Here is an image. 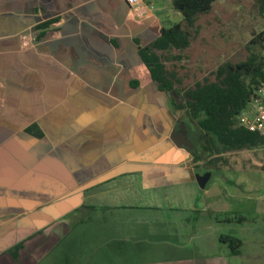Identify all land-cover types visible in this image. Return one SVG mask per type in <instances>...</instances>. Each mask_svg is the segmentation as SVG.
Masks as SVG:
<instances>
[{
	"label": "crops",
	"instance_id": "obj_1",
	"mask_svg": "<svg viewBox=\"0 0 264 264\" xmlns=\"http://www.w3.org/2000/svg\"><path fill=\"white\" fill-rule=\"evenodd\" d=\"M163 21L0 0V264H238L201 196L199 130L148 65L172 59L152 48Z\"/></svg>",
	"mask_w": 264,
	"mask_h": 264
},
{
	"label": "rangeland",
	"instance_id": "obj_2",
	"mask_svg": "<svg viewBox=\"0 0 264 264\" xmlns=\"http://www.w3.org/2000/svg\"><path fill=\"white\" fill-rule=\"evenodd\" d=\"M153 1L155 10L164 13L165 27L183 22V14L175 9L172 0ZM263 30L260 0H218L210 12L200 14L196 25L188 29L190 46L167 53L172 59L166 70L175 94L180 95L178 100H183L185 92L197 82L214 80L224 64L244 62L254 55L264 62V44L250 43ZM205 159L202 166L215 168L211 175L205 167L204 181L210 184V190L201 196L209 201L207 213L222 219L220 226L216 224L222 227L220 233L243 241L238 264H264V146Z\"/></svg>",
	"mask_w": 264,
	"mask_h": 264
},
{
	"label": "trees",
	"instance_id": "obj_3",
	"mask_svg": "<svg viewBox=\"0 0 264 264\" xmlns=\"http://www.w3.org/2000/svg\"><path fill=\"white\" fill-rule=\"evenodd\" d=\"M217 1L172 0L175 9L183 14L184 20L171 28L163 29L152 48L161 51L187 49L191 44L188 29L196 25L200 14L210 12ZM260 12L264 18V0H260ZM250 43L264 44V30ZM148 65L161 88L176 96L175 108L183 111L199 130L207 156L218 157L229 152L264 146L262 135L237 124V116L248 106L255 90L264 84V62H259L255 55L244 62L222 65L216 71L214 80L206 78L204 82H197L185 92L184 99L180 101V95L175 94L172 78L161 58L152 57ZM220 240L229 245L233 253L240 252L241 240L228 235L221 236Z\"/></svg>",
	"mask_w": 264,
	"mask_h": 264
},
{
	"label": "built area",
	"instance_id": "obj_4",
	"mask_svg": "<svg viewBox=\"0 0 264 264\" xmlns=\"http://www.w3.org/2000/svg\"><path fill=\"white\" fill-rule=\"evenodd\" d=\"M130 11L142 18L154 11L155 6L145 0H125ZM237 124L250 132L258 133L264 138V84L255 90L248 106L237 116Z\"/></svg>",
	"mask_w": 264,
	"mask_h": 264
},
{
	"label": "flooded vegetation",
	"instance_id": "obj_5",
	"mask_svg": "<svg viewBox=\"0 0 264 264\" xmlns=\"http://www.w3.org/2000/svg\"><path fill=\"white\" fill-rule=\"evenodd\" d=\"M199 137H200V135H199ZM200 140H201V138H200ZM201 142L203 143V141L201 140Z\"/></svg>",
	"mask_w": 264,
	"mask_h": 264
}]
</instances>
